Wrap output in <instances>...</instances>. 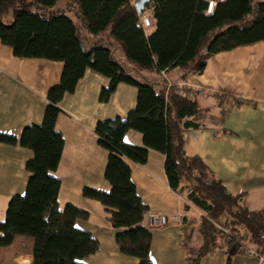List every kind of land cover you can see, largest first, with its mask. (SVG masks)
Listing matches in <instances>:
<instances>
[{
	"label": "trees",
	"instance_id": "1",
	"mask_svg": "<svg viewBox=\"0 0 264 264\" xmlns=\"http://www.w3.org/2000/svg\"><path fill=\"white\" fill-rule=\"evenodd\" d=\"M149 8L150 32L140 25V14ZM206 10L203 0H151L141 13L131 0H0L1 43L19 58L63 63L59 82L47 92L41 122L25 126L18 138L0 132V144H18L33 153L25 163V191L9 198L0 221V248L17 235L31 237L30 264H86L83 260L98 251V240L76 224L87 220L89 211L70 202L60 208V180L53 175L64 148L56 129L58 102L91 69L109 79L100 102H107L119 83L137 88L136 105L124 118L99 120L95 126L98 143L108 152L103 177L110 189H81L83 197L104 207L111 226L121 229L115 235L120 251L139 264H152L151 231L141 225L147 206L126 160L144 164L153 149L165 156L168 186L201 212L196 225L201 244L195 253L189 249L187 264H199L220 240L227 263L249 249L264 255V209H250L243 194L230 193L200 157L186 155L184 132L201 128L206 110L197 96L178 93L161 75L176 68L183 76L200 73L217 53L264 40V0H222L211 14ZM151 73L157 77L150 78ZM129 130L142 135V146L124 141ZM224 217L230 235L217 227ZM239 228L246 232L244 239Z\"/></svg>",
	"mask_w": 264,
	"mask_h": 264
},
{
	"label": "crops",
	"instance_id": "2",
	"mask_svg": "<svg viewBox=\"0 0 264 264\" xmlns=\"http://www.w3.org/2000/svg\"><path fill=\"white\" fill-rule=\"evenodd\" d=\"M144 13L151 15L152 9ZM62 70L61 61L19 58L0 41L1 133L18 138L25 126L41 122L47 92L59 82ZM134 75L141 78L140 74ZM147 75L157 77L153 73ZM161 75L167 86H174L178 93L191 98L197 96L200 106L206 110L202 127L184 132L186 155L200 157L230 193L243 194L244 203L250 209H264V40L217 53L207 60L200 73L183 76L182 70L176 68ZM108 84L106 76L86 69L74 91L65 93L58 102L56 129L63 135L64 148L53 175L60 180L58 199L63 193L64 200L90 213L87 220L76 224L98 240L99 248L83 262L139 264L138 258L120 251L115 235L121 229L111 226L104 207L81 194L84 186L110 189L103 177L108 152L98 143L96 123L124 118L136 105L137 88L126 83H119L110 99L100 102V90ZM228 102H235L236 106L224 116L222 111ZM124 141L143 145L142 135L133 130L126 132ZM32 154L30 149L18 144H0V221L5 218L9 198L25 191L29 176L25 163ZM126 161L136 193L147 206L141 225L151 231L152 264H187L189 249L194 250L201 244L196 230L201 212L184 194L168 186L163 153L149 149L144 164ZM149 212L165 214L168 224L149 228ZM17 236L14 241L21 239ZM14 241L0 248V264H30L33 242L26 240L28 245L15 248ZM199 264H264V261L248 251L234 255L227 263L224 246H217Z\"/></svg>",
	"mask_w": 264,
	"mask_h": 264
},
{
	"label": "built area",
	"instance_id": "3",
	"mask_svg": "<svg viewBox=\"0 0 264 264\" xmlns=\"http://www.w3.org/2000/svg\"><path fill=\"white\" fill-rule=\"evenodd\" d=\"M207 3V10L208 14H211L215 9L216 5L221 2L222 0H203ZM136 1L133 3L135 6ZM153 24V18L151 15H146L144 12L140 14V25L143 29L150 28ZM190 95L192 93L190 92ZM236 106L235 102H228L225 104L223 108V115H229L230 111ZM189 192V191H188ZM168 224V216L159 212H149L147 214V225L149 228H157L163 227ZM196 250H192V253H195ZM251 254H255L260 258V260L264 261V255H261L256 249H249Z\"/></svg>",
	"mask_w": 264,
	"mask_h": 264
},
{
	"label": "rangeland",
	"instance_id": "4",
	"mask_svg": "<svg viewBox=\"0 0 264 264\" xmlns=\"http://www.w3.org/2000/svg\"><path fill=\"white\" fill-rule=\"evenodd\" d=\"M135 1H136V0H131V3L133 4ZM151 27H152V26H151ZM69 189H70V188L68 187V190H69ZM64 199H65V197H64V194L62 193V195H61L60 198L58 199L59 207H60V208H62V207L65 205V203H67V201L64 200ZM65 201H66V202H65ZM68 202H71V201H68ZM93 202H94V201H93ZM71 203H73V202H71ZM74 204H75V203H74ZM75 205H77V204H75ZM98 205H99V203H98ZM77 206L79 207V205H77ZM99 206H100V205H99ZM92 209H95V208L92 207ZM224 220H225V217L221 219V222H220V224H219V223L217 224V227H218V228H219V229H220L225 235H230V234H231L230 229H229V228H226L225 226H223V222H224ZM237 234L242 235V236H243V239H244V237H246V236H245V235H246V232H245V230H244L243 228H239V230L237 231ZM17 238H21V239H18V240H22V241H18V240L16 239V241H14L12 247L18 248V247H21L22 245H26V244H27V243H26V240H28L30 243L33 242V241H32V238H31V237H28V236H21V235H18ZM245 242H246V241H245ZM27 245H28V244H27ZM217 245H219V246H223V245H224V244H223V241H222V240L218 241Z\"/></svg>",
	"mask_w": 264,
	"mask_h": 264
},
{
	"label": "water",
	"instance_id": "5",
	"mask_svg": "<svg viewBox=\"0 0 264 264\" xmlns=\"http://www.w3.org/2000/svg\"><path fill=\"white\" fill-rule=\"evenodd\" d=\"M151 0H137L135 3V8L137 12L141 13L144 7L150 2Z\"/></svg>",
	"mask_w": 264,
	"mask_h": 264
},
{
	"label": "clouds",
	"instance_id": "6",
	"mask_svg": "<svg viewBox=\"0 0 264 264\" xmlns=\"http://www.w3.org/2000/svg\"><path fill=\"white\" fill-rule=\"evenodd\" d=\"M144 12V11H143Z\"/></svg>",
	"mask_w": 264,
	"mask_h": 264
}]
</instances>
